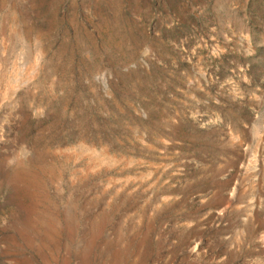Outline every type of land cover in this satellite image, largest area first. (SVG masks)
<instances>
[{
  "label": "rangeland",
  "instance_id": "374dc122",
  "mask_svg": "<svg viewBox=\"0 0 264 264\" xmlns=\"http://www.w3.org/2000/svg\"><path fill=\"white\" fill-rule=\"evenodd\" d=\"M0 264H264V0H0Z\"/></svg>",
  "mask_w": 264,
  "mask_h": 264
}]
</instances>
